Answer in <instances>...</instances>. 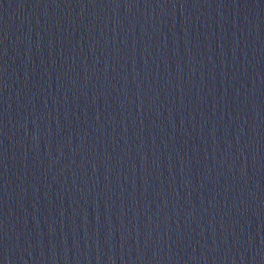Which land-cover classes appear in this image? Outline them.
Instances as JSON below:
<instances>
[{
    "label": "water",
    "instance_id": "95a60500",
    "mask_svg": "<svg viewBox=\"0 0 264 264\" xmlns=\"http://www.w3.org/2000/svg\"><path fill=\"white\" fill-rule=\"evenodd\" d=\"M0 264H264V0H0Z\"/></svg>",
    "mask_w": 264,
    "mask_h": 264
}]
</instances>
